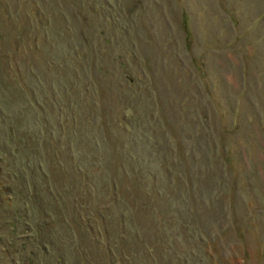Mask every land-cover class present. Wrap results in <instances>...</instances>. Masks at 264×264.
<instances>
[{
	"label": "rangeland",
	"instance_id": "rangeland-1",
	"mask_svg": "<svg viewBox=\"0 0 264 264\" xmlns=\"http://www.w3.org/2000/svg\"><path fill=\"white\" fill-rule=\"evenodd\" d=\"M0 264H264V0H0Z\"/></svg>",
	"mask_w": 264,
	"mask_h": 264
}]
</instances>
